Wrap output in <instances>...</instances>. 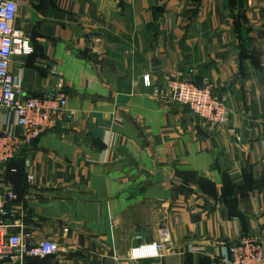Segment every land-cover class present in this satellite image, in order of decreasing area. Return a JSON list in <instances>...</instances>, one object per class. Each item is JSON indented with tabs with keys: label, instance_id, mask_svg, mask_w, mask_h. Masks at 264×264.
Returning <instances> with one entry per match:
<instances>
[{
	"label": "crops",
	"instance_id": "obj_1",
	"mask_svg": "<svg viewBox=\"0 0 264 264\" xmlns=\"http://www.w3.org/2000/svg\"><path fill=\"white\" fill-rule=\"evenodd\" d=\"M13 1L33 53L10 74L28 97L62 80L70 112L0 169L14 230L59 249L26 264H128L163 228L158 264H227L239 239L264 244V0L240 19L234 0ZM167 75L225 95L228 125L153 96L144 77Z\"/></svg>",
	"mask_w": 264,
	"mask_h": 264
},
{
	"label": "built area",
	"instance_id": "obj_2",
	"mask_svg": "<svg viewBox=\"0 0 264 264\" xmlns=\"http://www.w3.org/2000/svg\"><path fill=\"white\" fill-rule=\"evenodd\" d=\"M18 5L13 0H0V116L3 128L0 129V169L7 166L24 150H31L36 141L53 130L58 123L67 119V96L62 80H59L52 93L28 97L10 74L13 57L29 56L33 53L28 36L15 27ZM144 85L152 87L153 96L187 107L191 114L209 127L228 125L230 111L225 95L215 94L207 81L196 86L183 79L182 75H167L162 84L151 86L149 77H144ZM2 113H4L2 115ZM28 180L32 177L28 176ZM16 200L15 193L0 189V264H26L27 259L44 258L56 255L59 251L55 242L42 240L29 245V235L14 229L16 213L11 204ZM136 236V241H142ZM168 241V231L163 228L160 241L139 244L130 250L129 263L152 260L158 264ZM227 264H264V244L257 238L245 237L228 248Z\"/></svg>",
	"mask_w": 264,
	"mask_h": 264
},
{
	"label": "water",
	"instance_id": "obj_3",
	"mask_svg": "<svg viewBox=\"0 0 264 264\" xmlns=\"http://www.w3.org/2000/svg\"><path fill=\"white\" fill-rule=\"evenodd\" d=\"M235 2H236V13H238L243 9L245 0H235Z\"/></svg>",
	"mask_w": 264,
	"mask_h": 264
},
{
	"label": "trees",
	"instance_id": "obj_4",
	"mask_svg": "<svg viewBox=\"0 0 264 264\" xmlns=\"http://www.w3.org/2000/svg\"><path fill=\"white\" fill-rule=\"evenodd\" d=\"M234 1H235V0H234ZM235 16H236L237 19L242 18V16H243V14H242V10H241L240 12H238V13H235Z\"/></svg>",
	"mask_w": 264,
	"mask_h": 264
}]
</instances>
